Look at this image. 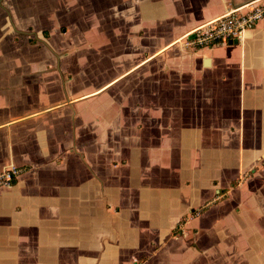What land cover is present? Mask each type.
<instances>
[{
	"label": "crops",
	"instance_id": "0c3cea01",
	"mask_svg": "<svg viewBox=\"0 0 264 264\" xmlns=\"http://www.w3.org/2000/svg\"><path fill=\"white\" fill-rule=\"evenodd\" d=\"M70 1L0 0V264H264V19L182 44L252 0Z\"/></svg>",
	"mask_w": 264,
	"mask_h": 264
},
{
	"label": "built area",
	"instance_id": "2783aa9c",
	"mask_svg": "<svg viewBox=\"0 0 264 264\" xmlns=\"http://www.w3.org/2000/svg\"><path fill=\"white\" fill-rule=\"evenodd\" d=\"M264 19V0L228 9L223 14L195 27L182 41L185 48L199 50L240 43L244 32ZM22 170L11 166L0 171V188L12 185Z\"/></svg>",
	"mask_w": 264,
	"mask_h": 264
},
{
	"label": "rangeland",
	"instance_id": "374dc122",
	"mask_svg": "<svg viewBox=\"0 0 264 264\" xmlns=\"http://www.w3.org/2000/svg\"><path fill=\"white\" fill-rule=\"evenodd\" d=\"M63 1H64V5H67L68 3L71 2L70 0H63ZM62 19H63V21L67 22L66 24L71 25V23L69 22L70 19L66 14L63 15ZM21 37H23V36H21Z\"/></svg>",
	"mask_w": 264,
	"mask_h": 264
}]
</instances>
